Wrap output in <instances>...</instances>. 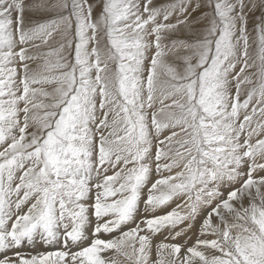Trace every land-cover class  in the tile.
<instances>
[{
  "label": "snow or ice",
  "instance_id": "obj_1",
  "mask_svg": "<svg viewBox=\"0 0 264 264\" xmlns=\"http://www.w3.org/2000/svg\"><path fill=\"white\" fill-rule=\"evenodd\" d=\"M0 264H264V0H0Z\"/></svg>",
  "mask_w": 264,
  "mask_h": 264
}]
</instances>
